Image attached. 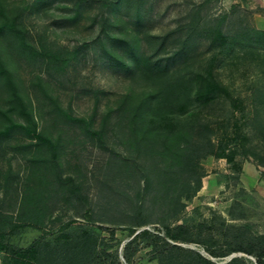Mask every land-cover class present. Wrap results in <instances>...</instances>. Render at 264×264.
I'll return each mask as SVG.
<instances>
[{"label": "rangeland", "instance_id": "1", "mask_svg": "<svg viewBox=\"0 0 264 264\" xmlns=\"http://www.w3.org/2000/svg\"><path fill=\"white\" fill-rule=\"evenodd\" d=\"M200 1L0 0V22L14 26L0 30V129L13 122L0 137V215L14 224L0 216V243L24 246L85 224L104 236L107 261L115 252L119 264H157L141 239L129 260L122 258L127 226L162 231L163 223L184 222L195 235L197 224L208 230L223 219L264 234V164L251 153L264 154V46L208 50L207 39L195 40L194 33L189 48L175 52ZM197 13L200 23L224 16L227 33L264 29V0H208ZM47 52L60 59L49 60ZM213 54L228 96L192 103L193 114L173 119L168 136L132 118L143 93L193 76ZM146 56L165 69L145 73L136 60ZM195 105L210 120L198 137L229 140L239 128L247 151L235 155L238 168L222 157L198 158L201 185L185 197L184 180L195 179V130L189 129ZM63 112L84 117L101 138ZM185 145L189 165L178 150ZM35 212L40 221L33 224ZM137 220L143 223L134 225ZM181 244L206 255L199 243ZM231 254L237 253L214 259Z\"/></svg>", "mask_w": 264, "mask_h": 264}, {"label": "trees", "instance_id": "2", "mask_svg": "<svg viewBox=\"0 0 264 264\" xmlns=\"http://www.w3.org/2000/svg\"><path fill=\"white\" fill-rule=\"evenodd\" d=\"M206 1L208 0L195 3V21L184 26L185 36L175 52H184L189 48V41L194 33L195 40L201 37L207 39L208 50L221 48L222 51H229L239 44L264 46V29L255 26H241L235 32L227 33L222 28L224 16L208 18L200 23L203 16L197 12ZM4 28L14 30L13 24L7 21L0 22V30ZM153 37L159 38L158 35ZM34 52L35 50H33ZM46 55L49 60L60 59L54 52H47ZM144 61L147 62V66L143 63ZM217 61V56L213 54L209 57L206 67L199 71L196 70L193 76L174 78L157 89L143 93L132 105V118L144 119L148 127L168 136L173 131L171 123L173 119L186 118L193 114L192 103L204 105L215 98L228 96L227 86L214 73V65H218ZM136 62L139 63L140 69L148 68L145 73H151L150 70L159 73L160 69L163 70L166 67V64L161 60H151V56L140 57ZM1 73H3V67L0 63ZM199 107L195 105V124H191L189 127L192 131L195 130V141H193L195 179L186 178L184 180L185 197L196 192L201 185L198 171L201 165L197 161L198 158L205 155L222 157L227 163L238 168L239 166L234 160L235 155L247 151L244 141L238 139V135L242 137L241 132L239 134V128L235 130L237 139L235 137L229 140L219 139L214 143L208 135L204 138L198 137V133L207 132L210 127L208 115L202 113L201 107ZM63 113L71 120L85 123L86 129L89 130L90 122L84 117ZM12 125V121L4 125L0 129V137L6 135ZM16 125L25 127L19 123ZM181 125L183 126H180L178 130L183 133L185 127L184 124ZM89 133L101 138L102 132L89 130ZM188 149L187 145L180 146L178 149L183 152L181 157L187 165L191 164V157L184 155ZM251 153L260 158V164H264V154L260 156L259 152L251 151ZM137 208L140 209V206ZM0 216L10 228L14 226L10 220L11 216L2 214ZM32 218L33 224L38 223L40 221L39 213L35 212ZM142 223L143 221L137 220L134 225L140 226ZM210 225L212 226L205 230V223L197 224V234L195 235L191 234L190 226L184 222L163 223L162 231L129 225L127 226L129 237L122 243L120 255L125 261H128L137 249V240L141 239L146 241L145 245L149 246L150 258L155 259L157 264H264L263 233L250 231L246 224H231L223 219L219 220L217 225ZM108 234L110 238H115L112 228L108 229ZM181 242L201 244L206 255L195 248L183 246ZM103 243L104 236L100 232L85 224H78L75 228L65 230L50 238L36 237L24 246L1 242L0 250L5 253L4 264H119L115 252V259L112 262L107 261L110 252H106ZM233 252L237 254L223 262L214 259Z\"/></svg>", "mask_w": 264, "mask_h": 264}, {"label": "water", "instance_id": "3", "mask_svg": "<svg viewBox=\"0 0 264 264\" xmlns=\"http://www.w3.org/2000/svg\"><path fill=\"white\" fill-rule=\"evenodd\" d=\"M232 255V254H231Z\"/></svg>", "mask_w": 264, "mask_h": 264}]
</instances>
